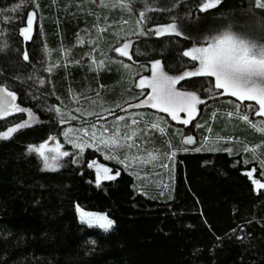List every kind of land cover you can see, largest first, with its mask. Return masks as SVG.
Here are the masks:
<instances>
[{
  "label": "trees",
  "instance_id": "obj_1",
  "mask_svg": "<svg viewBox=\"0 0 264 264\" xmlns=\"http://www.w3.org/2000/svg\"><path fill=\"white\" fill-rule=\"evenodd\" d=\"M123 1L134 19L148 14V29L152 20L159 26L173 15L184 27H178L180 36L135 33L127 38L133 41L129 62L135 76L117 64L95 65V33L102 41L103 35L116 37L101 31L106 26L123 31L119 17L105 6L93 0H0V87L14 92L15 104L26 110L0 119V264H264V188L254 183L264 184L261 133L244 129L217 146H198L201 151L171 135L162 138L157 142L161 155L145 167L148 178L142 180L122 170L97 183L89 157L101 156L91 150L88 159L67 161L55 171L44 169L29 152L30 146L60 134L63 124L52 108L63 114L82 103L138 104L143 98L135 85L150 74L152 62L161 61L169 74L191 70L193 62L182 51L206 43L218 33L217 26L241 18L256 32L264 23L258 0H221L206 11H198L196 0ZM18 4L21 8L10 10ZM32 11L37 13L34 31L26 40L21 30ZM120 42L113 41L112 49ZM140 68L148 69L138 75ZM207 79L188 78L178 86L205 99ZM214 102L207 98L201 104L195 139L218 126L213 113L218 118L227 111ZM126 107L109 113L120 115ZM29 111L36 122L4 138V132L29 118ZM157 179L164 184H156ZM75 206L106 213L114 227L105 232L84 226Z\"/></svg>",
  "mask_w": 264,
  "mask_h": 264
},
{
  "label": "rangeland",
  "instance_id": "obj_2",
  "mask_svg": "<svg viewBox=\"0 0 264 264\" xmlns=\"http://www.w3.org/2000/svg\"><path fill=\"white\" fill-rule=\"evenodd\" d=\"M175 1L176 0H164L163 3L172 4L175 3ZM196 1L198 3V6L200 7L202 0ZM87 2H92V0H87ZM93 2L94 4L105 6L106 10L108 11L115 12L116 16L119 17L120 23L122 24L121 29H123V31L114 30L111 32L109 31L110 27L108 29V26H106L104 32L115 34L116 37L111 39L109 36L103 35L102 41L101 36L95 33V35L99 38V40L96 39L97 44L95 43V54L98 57L95 65L97 67H104L106 64H117L127 74H133L135 76L137 72L134 71L133 68L135 67L129 62V59L127 57L119 56L118 54L112 56L109 49H112V47L115 45L114 43L116 42V40L122 41L120 42L121 44H118L116 47H119L125 42H131L130 48L128 49L130 54L133 41H129L127 40V38L134 35L135 33L140 36L141 34L139 33L142 27L147 33L143 36H150L151 34H154L152 33V31H150L151 28L148 29L147 27H144L148 24L146 23L147 19L149 18L148 14H145V17L143 19H141L140 15L138 16V18L134 19L131 15L133 13L132 7H130L129 3H126L123 0H93ZM203 2H208V0H203ZM259 4H264V0H258V5ZM121 5H123V7H121ZM18 8H21V4L14 6L10 10L16 11ZM176 19V16L173 15L169 18V22L159 26L167 27L171 24H175L177 26V29L178 27H180V29L182 30V28L184 27L179 26V23H177ZM35 21L36 18L33 22L32 33L34 31ZM125 21H127V23H125ZM138 21L140 22L138 23ZM156 23V21L152 20L149 25H151V27L154 29L158 26ZM140 25L141 27L139 28ZM253 28L254 26H252L251 22L248 24L241 18H233L230 23L222 25V27L217 26L214 31L218 32L217 34L222 33L223 31H231L234 35H237L240 38H244L258 45H264V23H262V25L259 27L260 30L256 32L252 31ZM174 35L175 34H165L164 36ZM197 46H206V43ZM191 48L189 49V51L191 50ZM124 65H129V67H125ZM147 69L140 68L138 71V75L142 74L141 70ZM147 76H150V74ZM141 77L138 78V81ZM208 79L206 86L211 87L210 81H214V78ZM207 87L205 90L207 94L206 98L216 97L215 90L210 97V94L207 92ZM177 88L180 89L178 85ZM136 89L139 92V97H142L143 100L150 93V89L145 88L143 90L144 94L141 95V89L137 86L135 87V90ZM212 99H214V103H217L219 106L226 105L225 108L227 111L221 113L218 118L213 116L215 115V113L210 116V118H213V120L216 121L218 126L213 129L209 127L206 128V135L202 140L197 138L195 139L196 136L194 131L195 128L202 125L201 123H198L199 116L203 111V106H201V104L197 105V113L195 114V118L192 119L188 125H184L180 123L179 120H172L169 113L161 112L158 109L151 108L147 105L139 108L129 107V105L137 104V102L133 100H129L128 103H116L115 106H112L111 104H107L105 102H101L96 106L86 107V104L82 103L81 106L71 105V111L63 112V114L61 113V110L59 108H52L51 111L53 110L59 113L58 119L62 121L63 124L60 134L58 136L51 137L49 140L39 145L30 146L29 152L38 156L44 169L55 171L45 166V157L48 158V163L54 164L56 170H58L67 161L73 162L74 164H79L80 161L88 159L87 152L89 150L95 151L101 156V159L95 156L93 158L89 157V161H94L92 164H94L93 169L95 172V179L97 183H101L105 180L110 179L103 178L104 174L102 172V169L100 172L96 171V167L99 166H104L111 169L108 175H111L113 177L118 175L122 170L132 173V175L139 178L140 180H142L144 177H147V175L143 173L145 167L154 163L161 155V151H159L157 142L161 141L162 138H170V135L174 138V140H180V143L182 142L184 147L189 149H195L198 146H202L203 144H205L206 146H217L218 143H222L224 141L223 138L230 136L233 139V137H237L239 133H245L246 131H248V129H250V134L258 132L264 136V117L254 115L253 110L258 107L255 101L240 102L236 97H232L230 95H220L217 98ZM244 105H252L253 110H245ZM125 106H127L126 109H128V111L123 112L120 115L112 117L109 113L112 109L123 108ZM15 112L17 111L11 110L8 115L0 114V119H3ZM229 113H232V115L230 116ZM243 115H248L249 121H244L242 119ZM118 117H124V119L118 120ZM184 118H186V114L179 113V119L182 120ZM133 120H136L138 123L133 124ZM25 121L32 125L34 122H36V118H27V120ZM153 124H156L157 127L153 128ZM253 125H255L256 127H253ZM85 129H87L86 132L84 131ZM244 129H246V131ZM65 133H68V135H65ZM93 133H95L94 136ZM211 133L213 134L211 135ZM224 133H228V135ZM189 138L193 139L195 143L187 144L186 140ZM113 140H116L118 142V145H123L124 147L113 144ZM225 141H228V139H226ZM77 144H80L83 147L77 148ZM41 145L45 146L43 149V156H41L40 153L34 150H30L39 148ZM57 145H59V149L57 151H53L57 149ZM128 145L132 146L128 147ZM261 146H263L262 143L261 145H256L253 149L260 148ZM141 148H143L145 153H140L139 150ZM209 150L214 149L210 147ZM64 151L68 152L69 155L66 157H61L58 155L59 152ZM107 156H114L115 159H106L105 157ZM53 157H56V159L53 160ZM169 157L171 158V155ZM98 176L100 177L99 182L97 180ZM155 183L159 185L162 183L164 184V180L162 182V180L157 179ZM75 211L79 222L89 228L101 229L98 226H89L87 223L83 222L81 220V212H85L94 216H107L110 220L113 221V219L106 213L88 211L79 206H75ZM113 227L114 223L112 228ZM112 228L107 231L112 230ZM101 230L105 231L104 229Z\"/></svg>",
  "mask_w": 264,
  "mask_h": 264
},
{
  "label": "snow or ice",
  "instance_id": "obj_3",
  "mask_svg": "<svg viewBox=\"0 0 264 264\" xmlns=\"http://www.w3.org/2000/svg\"><path fill=\"white\" fill-rule=\"evenodd\" d=\"M220 2L221 0H214V2L213 0H208V2H203L202 0L198 11H206L210 8L217 7ZM258 6L264 8V4H259ZM35 7H38V4ZM36 15L37 13L35 11L30 12L27 17L26 27L21 30V34L26 40L31 39L33 22ZM139 15L141 19L145 17V13L143 12ZM150 31L157 37L164 36L165 34L181 35V32L178 31L175 24L167 27L157 26L154 29H150ZM139 34L146 35L147 33L144 29H141ZM130 45L131 42H125L119 47H114L112 51L119 56L127 57L131 60L132 56L128 51ZM182 56L188 58L193 63L191 64V70H183L177 74H169V72H166L162 62L159 60L152 62L149 68L150 76H142L136 84L141 89V95L144 94L143 90L145 88L150 89V93L143 101L136 105H129V107L139 108L147 105L161 112L169 113L172 120H179L180 123L188 125L195 118L197 105L206 104L207 98L201 99L194 91L180 90L177 88V85L188 78L207 77L214 78V81H210L211 87H207V92L210 94V97L213 91H216V97L211 98H217L220 95H230L236 97L240 102L255 101L258 105L256 109L253 110L252 105H244L245 110H253L254 115L264 117V45H258L244 38H240L231 31H223L207 40L206 46H196L192 47L190 51H182ZM23 59L26 61L29 59L26 51L23 53ZM124 66L129 67V65ZM16 99L17 97L14 92L9 91L7 87H0V114L8 115L11 110L17 112L26 111L17 107L15 104ZM179 113H185L186 118L180 120ZM27 115L31 118L33 114L29 111ZM229 115L231 116L232 113H229ZM117 119L122 120L124 117H118ZM242 119L249 121V116L243 115ZM132 123L136 124L138 122L133 120ZM28 126L30 124L27 121L19 123L4 132L3 136L7 138L18 129ZM152 127L156 128L157 125L153 124ZM253 127L256 126L253 125ZM84 131L86 132L87 129ZM65 135H68V133H65ZM94 135L95 133H93ZM112 143L124 147L123 145H118L116 140H113ZM186 143L193 144L195 141L189 138L186 140ZM131 146L128 145V147ZM44 147V145H41L39 148L30 150H34L43 156ZM76 147L82 148L83 146L77 144ZM58 149L59 145L53 151H57ZM194 150L201 151V148L197 147ZM228 151H231V149H228ZM58 155L66 157L69 153L64 151L59 152ZM172 156H175V152L172 153ZM105 158L115 159L114 156H107ZM55 159L56 157H53V160ZM45 166L51 170H56L54 164L48 163L47 157H45ZM88 166L94 167V164L90 163ZM101 169L104 174V179H114L113 176L108 175L111 169L104 166L96 167L97 172H100ZM254 171L255 169H252L247 175L251 176ZM262 175H264V169H262ZM99 179L100 177L98 176V182ZM254 183L259 185L260 188H264V184L260 183L259 180L254 181ZM81 220L89 226L95 225L105 231L111 229L114 223L107 216H94L85 212H81Z\"/></svg>",
  "mask_w": 264,
  "mask_h": 264
},
{
  "label": "water",
  "instance_id": "obj_4",
  "mask_svg": "<svg viewBox=\"0 0 264 264\" xmlns=\"http://www.w3.org/2000/svg\"><path fill=\"white\" fill-rule=\"evenodd\" d=\"M126 111H128V109L124 108V109H123V112H126Z\"/></svg>",
  "mask_w": 264,
  "mask_h": 264
}]
</instances>
